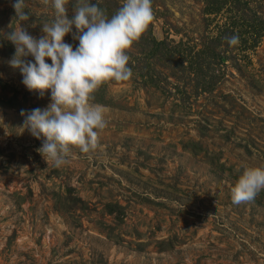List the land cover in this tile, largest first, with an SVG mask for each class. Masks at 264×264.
I'll return each instance as SVG.
<instances>
[{"label": "rangeland", "instance_id": "1", "mask_svg": "<svg viewBox=\"0 0 264 264\" xmlns=\"http://www.w3.org/2000/svg\"><path fill=\"white\" fill-rule=\"evenodd\" d=\"M86 2L111 13L123 0ZM12 3L0 0V264H264V190L231 200L243 170L264 167V33L255 50L216 67L212 92L181 97L175 79L164 80L171 68L154 65L162 89L140 79V45L150 26L157 39L200 44L216 19L203 20L212 18L204 0H151L154 18L127 50L131 78L101 84L90 101L106 120L97 147H72L57 168L38 151L44 138L24 127L21 111L46 108L51 96L26 89L9 64L5 35L21 23ZM24 6L21 27L39 38L56 17L51 0ZM65 6L71 18L80 3ZM249 8L264 18V0ZM64 41L78 44L73 34Z\"/></svg>", "mask_w": 264, "mask_h": 264}, {"label": "clouds", "instance_id": "2", "mask_svg": "<svg viewBox=\"0 0 264 264\" xmlns=\"http://www.w3.org/2000/svg\"><path fill=\"white\" fill-rule=\"evenodd\" d=\"M79 3L68 18L66 0H51L56 17L37 38L21 27L29 20L24 0H13L15 19L21 23L5 35L15 49L9 64L19 69L26 89L40 96L50 91L46 108L22 110L21 116L31 135L44 138L38 151L57 168L67 163L72 147L82 153L97 147L106 120L103 106L90 103L93 93L105 82L131 78L127 50L154 18L151 0H123L110 18L95 3ZM69 34L78 40L75 48L64 41ZM227 42L238 45L239 36L233 34ZM261 190L264 167L245 168L231 190L232 203L250 202Z\"/></svg>", "mask_w": 264, "mask_h": 264}, {"label": "trees", "instance_id": "3", "mask_svg": "<svg viewBox=\"0 0 264 264\" xmlns=\"http://www.w3.org/2000/svg\"><path fill=\"white\" fill-rule=\"evenodd\" d=\"M204 1L203 14L212 15V18L204 16L203 20L215 22L216 19V23L214 30L206 35L200 44L190 43L187 38L183 37L177 41L168 37L157 39L152 33V27L148 28L147 37L140 45L144 50V61L140 67L139 77L144 84H151L162 89L160 81L154 74V65H157L166 69L171 68L172 71L169 74H164V80L174 78V92L180 93L181 97L210 93L222 76V73L217 72L216 67L224 64V58L237 61L240 54L245 57L247 51L256 49L264 33V18L258 15L256 9L249 8L252 0ZM97 6L105 12L107 17L115 14L113 10L111 13L107 12L101 3ZM233 34L239 36V44L230 46L227 40ZM138 40L133 42L132 47L139 44ZM129 67L133 71L132 57L129 59ZM179 72L180 75H177ZM183 77L188 81L186 82ZM189 82H193L190 85L191 92L186 90V84H190ZM100 93L102 97L97 102L101 103L104 102V93L103 91ZM113 206L109 204V207Z\"/></svg>", "mask_w": 264, "mask_h": 264}]
</instances>
